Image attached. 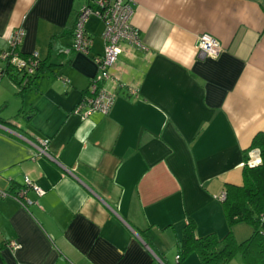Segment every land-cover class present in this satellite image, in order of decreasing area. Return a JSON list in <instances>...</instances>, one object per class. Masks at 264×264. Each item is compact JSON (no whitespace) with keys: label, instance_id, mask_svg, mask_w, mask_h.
<instances>
[{"label":"crops","instance_id":"obj_1","mask_svg":"<svg viewBox=\"0 0 264 264\" xmlns=\"http://www.w3.org/2000/svg\"><path fill=\"white\" fill-rule=\"evenodd\" d=\"M86 1L0 0V50L23 27L20 51L52 64L22 91L0 79V117L13 125L0 124L11 194L0 196V264H202L195 253L178 262L176 242L189 218L198 237L228 232L219 196L242 184L244 150L264 132V0H133L145 48L121 45L105 114L74 110L104 45L91 15L88 50L66 53ZM203 33L217 57L196 48ZM44 139L41 153L32 143ZM25 176L42 193L28 187L22 205L12 195Z\"/></svg>","mask_w":264,"mask_h":264},{"label":"trees","instance_id":"obj_2","mask_svg":"<svg viewBox=\"0 0 264 264\" xmlns=\"http://www.w3.org/2000/svg\"><path fill=\"white\" fill-rule=\"evenodd\" d=\"M85 4H90V0H87L83 5ZM75 18L72 27L73 30ZM86 34L92 40L91 35L87 32ZM4 45L6 46V43ZM4 45L3 49H5ZM52 47L50 43V48ZM17 51L21 57L35 61L33 72L27 73L25 67L18 68L16 65L9 64L7 61L0 60V64L3 67L4 76L11 79L19 91H22L32 85L38 76H40L41 72L46 68H50L52 64L49 62L48 57L42 59L39 55L33 56V53H24L20 49H17ZM91 81L92 78L84 93V97L75 105L74 110L86 97L92 96L90 89ZM105 83L106 81H102L99 85L102 84L105 87ZM106 90L108 89L106 88ZM0 124L11 125V123L3 120L1 117ZM11 126L13 127V125ZM12 129L17 130L15 128ZM252 149L259 150L260 163L254 166H249L248 164L243 165L242 184H225V195L222 199V206L228 225V232L222 239H219L215 233H208L198 237L195 235V222L189 218L182 230L181 239L176 242L178 262L190 254L195 253L202 264H227L235 256H239L244 264H264V132H258L252 137L249 147L244 150L245 162L249 158L248 152ZM238 223H245L251 227L250 235L241 240L235 237L232 230L233 226Z\"/></svg>","mask_w":264,"mask_h":264},{"label":"built area","instance_id":"obj_3","mask_svg":"<svg viewBox=\"0 0 264 264\" xmlns=\"http://www.w3.org/2000/svg\"><path fill=\"white\" fill-rule=\"evenodd\" d=\"M134 13V1L133 0H90V4L83 5L76 14L75 25L73 30V42L72 46L66 49V53L73 51L86 52L91 45L92 40L85 32V22L90 15L99 17L105 25L103 32V53L95 58L97 64V72L92 78L90 83V89L92 96L86 97L81 104L75 109V111H81L86 109L87 112H100L107 113L113 103L115 94L106 90V88L99 83L102 81L111 80L112 75L110 69L116 64L118 55L121 52L122 43L131 44L139 48H145L142 40L140 39V31L137 27L132 25L131 18ZM25 31L23 27L15 28L8 38L6 39L5 49L0 51V60L7 61L9 64H14L18 68H24L27 73H31L34 70L33 59H25L18 54L22 39ZM196 48L207 57H217L223 50L220 42L208 33H203L197 36ZM36 52H33V56H37ZM4 76L3 67L0 64V79ZM18 137L23 136L14 131ZM48 139L41 141L42 146L34 144L41 153H46V145ZM249 158L244 164L254 166L260 163L259 150L249 151ZM28 187L38 193H42V190L33 186L30 179L24 177V185L16 194L12 195L18 199L22 205L30 204L32 201L26 198L25 193ZM11 195L7 191L0 190V196ZM224 193L219 196V199L224 198ZM13 247H17L15 243H11Z\"/></svg>","mask_w":264,"mask_h":264}]
</instances>
